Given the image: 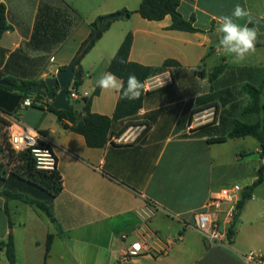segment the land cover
<instances>
[{"label": "crops", "instance_id": "1", "mask_svg": "<svg viewBox=\"0 0 264 264\" xmlns=\"http://www.w3.org/2000/svg\"><path fill=\"white\" fill-rule=\"evenodd\" d=\"M142 1L0 0L11 27L0 39V81L45 87L48 78L72 64L98 16L136 11ZM237 4L251 12L254 23L248 26L258 29L255 51L264 53V0H181L179 11L186 20L195 19L201 30L196 33L170 30V16L148 21L137 13L111 26L81 62L84 81L78 92L88 96L72 101L78 113L83 100L93 97L92 113L114 116L120 93L100 89L95 95L96 81L109 72L129 33L134 35L131 62L150 68L168 60L179 65L147 80L142 109L118 121L103 148H90L83 135L65 129L48 110L49 99L32 94L34 105L25 107L27 98L15 103L11 97L19 92L0 89V127L17 117L37 130L57 157L64 187L53 202L54 220L0 191V244L13 235L15 264H248L244 257L251 251L264 260V182L236 222L237 204L225 202L217 214L222 227L233 229V239L210 246L195 228V214L211 198L239 185V202L264 167L259 142L257 147L250 136L209 142L226 137L235 121L255 124L260 118L245 112L250 97L243 85H262L264 65L233 62L216 40V18L231 15ZM237 22L243 25L247 18ZM223 64L226 69L212 83L210 75ZM238 86L245 96L237 95ZM148 204L157 214L146 224L137 212ZM49 235L54 238L46 257ZM143 239L150 251L123 263L127 248ZM0 264H10L1 251Z\"/></svg>", "mask_w": 264, "mask_h": 264}, {"label": "trees", "instance_id": "2", "mask_svg": "<svg viewBox=\"0 0 264 264\" xmlns=\"http://www.w3.org/2000/svg\"><path fill=\"white\" fill-rule=\"evenodd\" d=\"M181 0H143L140 7L136 11L122 9L113 13L98 16L90 25L91 32L89 37L81 45L75 59L74 72L75 78L73 81V88L79 90L83 85L84 71L81 66L83 58L95 47L97 42L103 35L111 28V26L118 22L129 20L133 14H139L142 18L148 21H162L170 16L172 24L170 30L184 31V32H200L194 26L195 19L186 20L179 8ZM11 30L7 23L6 9L4 6L0 7V39L2 35ZM219 35L216 36L218 43ZM134 42L133 33H129L118 52L110 63L109 72L114 73L126 85L129 74H135L136 77L143 82L144 88L141 96L135 100H127L119 95L117 108L113 117L102 116L94 114L91 111V104L93 97L85 98L83 110L79 115H76V107L72 105L71 111H64L54 108L50 102L47 104L49 111L55 113L62 122L65 129L73 131L85 137L86 143L90 148L105 147L111 136V131L118 121H122L133 116H136L143 107V102L148 93L145 91V82L152 76L161 73L164 69L179 65L178 62L168 60L161 68H150L138 63L131 62L129 56ZM219 44V43H218ZM259 45H256L258 47ZM64 67L63 69H67ZM226 69V64L217 67L210 75V81L213 83ZM205 71L204 65L201 66L199 73L203 74ZM8 86H1L0 89H5L10 92H19L11 96L15 103L24 101L32 95L31 88L35 85L33 82L24 81L17 84L14 80H7ZM45 86V83H43ZM243 90L250 97V103L245 108L246 113L259 114V121L255 124H246L241 121H235L233 130L226 136L220 138L209 139L210 143H223L228 139L253 137L261 147L262 155L264 156V118L262 112L264 111V81L262 85L256 87L253 84L246 83L243 85ZM100 93V88L95 92V95ZM41 95H37V100H44ZM81 116H84L81 119ZM3 124V120H0ZM9 124L0 127V160L6 161V164L0 163V191L7 200L15 199L34 206L36 209L43 212L49 219L54 220L53 212L54 200L63 192V177L58 167L54 171L39 170L36 168V159L31 150L16 153L8 140ZM46 136L45 133H43ZM43 146V142L40 143ZM257 180L243 193L241 200L237 204V217L242 211L245 202L251 199L253 191L264 182V167L258 172ZM9 216L7 208H5ZM10 225L11 222L9 221ZM235 227V226H234ZM62 232V230H60ZM232 228L229 235H232ZM53 235L48 236L46 257L50 254L53 243ZM0 251L4 253L6 259L10 264L16 263L15 242L12 234L6 241L1 242Z\"/></svg>", "mask_w": 264, "mask_h": 264}, {"label": "built area", "instance_id": "3", "mask_svg": "<svg viewBox=\"0 0 264 264\" xmlns=\"http://www.w3.org/2000/svg\"><path fill=\"white\" fill-rule=\"evenodd\" d=\"M149 87L150 83L146 81L145 91L150 89ZM68 91L71 96V102L80 99V96H88V93L80 95L78 90L73 88V85ZM48 102L50 103L52 101L49 100ZM23 104L25 107H31L34 105V102L30 98H27ZM8 140L11 148L16 153L31 150L36 159L37 169L54 171L58 167L56 155L52 149L42 141L40 133L33 128L23 125L17 117H12L9 124ZM41 142H43V146H40ZM38 149L46 150L48 155H44L41 151H37ZM242 192L243 188L239 185L223 189L219 195L211 198L207 202L203 211L195 214V228L210 246L223 245L225 240L233 239V234L229 235L231 228L228 229L222 227L217 219V214L220 212V209L225 202H230L234 205L238 204L239 196ZM137 214L140 219L147 224L156 216L157 209L148 204L139 209ZM230 219L232 221L233 216ZM127 237L126 234L123 235L124 239ZM150 249L151 247L144 239L142 241L134 242L124 252L122 262H130L134 257L139 256L145 251H150ZM244 258L248 264H264V260H262L255 251H251Z\"/></svg>", "mask_w": 264, "mask_h": 264}, {"label": "clouds", "instance_id": "4", "mask_svg": "<svg viewBox=\"0 0 264 264\" xmlns=\"http://www.w3.org/2000/svg\"><path fill=\"white\" fill-rule=\"evenodd\" d=\"M247 18V23L241 25L237 21ZM218 27L216 31L220 34L218 38L219 47L224 54L233 62H242L248 55L256 50L258 29L248 24H253L251 12L240 4L234 6L231 15L217 17ZM97 87L105 91L119 92L123 99L135 100L141 96L144 88L143 82L135 74H129L126 85L114 73L104 72L96 81ZM41 151L48 155L46 150Z\"/></svg>", "mask_w": 264, "mask_h": 264}, {"label": "water", "instance_id": "5", "mask_svg": "<svg viewBox=\"0 0 264 264\" xmlns=\"http://www.w3.org/2000/svg\"><path fill=\"white\" fill-rule=\"evenodd\" d=\"M75 78L74 63L67 69L58 70L57 74L48 78L45 81V87L41 85H34L31 88V93L35 95H41L44 98L52 101L54 108L64 111L72 110L71 96L69 89L73 85ZM0 85H8L5 81H0ZM79 115L78 111L75 112ZM84 116H81L83 119Z\"/></svg>", "mask_w": 264, "mask_h": 264}, {"label": "rangeland", "instance_id": "6", "mask_svg": "<svg viewBox=\"0 0 264 264\" xmlns=\"http://www.w3.org/2000/svg\"><path fill=\"white\" fill-rule=\"evenodd\" d=\"M242 63H248V64H251L252 66H263L264 65V53L262 51H255L254 53L248 55L243 61ZM235 92L237 93V95L239 94V96H245V93L244 91L242 90L241 86H238V88L235 90ZM76 104V103H74ZM220 132L223 134L225 131L220 128ZM252 142H256L257 143V140L254 139L253 137L251 138ZM240 149H242L241 147H243L242 144H240ZM244 147H246V145H244ZM257 147H258V143H257ZM260 147V145H259ZM256 159H258V155H256L255 157ZM0 163L2 164H6V161H4L3 159L0 160ZM263 190H264V187H263ZM43 216L46 217V215L43 213ZM48 218V217H47Z\"/></svg>", "mask_w": 264, "mask_h": 264}]
</instances>
